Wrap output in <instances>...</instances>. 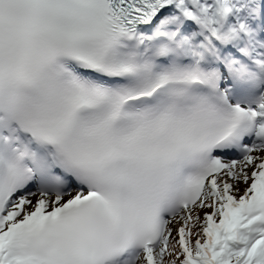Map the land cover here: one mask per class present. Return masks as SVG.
Listing matches in <instances>:
<instances>
[{
	"label": "snow or ice",
	"instance_id": "6c2138e0",
	"mask_svg": "<svg viewBox=\"0 0 264 264\" xmlns=\"http://www.w3.org/2000/svg\"><path fill=\"white\" fill-rule=\"evenodd\" d=\"M0 264H264V0H0Z\"/></svg>",
	"mask_w": 264,
	"mask_h": 264
}]
</instances>
